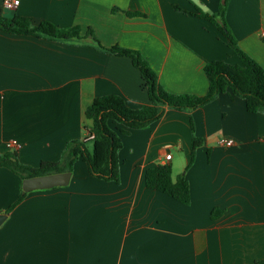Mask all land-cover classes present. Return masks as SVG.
Wrapping results in <instances>:
<instances>
[{
    "label": "crops",
    "instance_id": "0c3cea01",
    "mask_svg": "<svg viewBox=\"0 0 264 264\" xmlns=\"http://www.w3.org/2000/svg\"><path fill=\"white\" fill-rule=\"evenodd\" d=\"M173 4L212 13L219 0H20L14 9L0 0V14L79 25L81 35L89 26L102 46L138 50L165 90L201 95L206 61L240 59L213 23ZM225 21L238 46L264 67V0H227ZM91 44L89 37L0 30V153L15 150L33 166L56 160L68 140L90 133L85 109L95 96L119 94L130 107L149 103L131 59ZM190 119L201 143L185 169ZM119 159L118 182L90 175L79 159L66 185L26 191L8 212L22 179L0 166L6 214L0 264H253L264 258V111H247L243 98L227 92L193 109L166 108L122 136ZM157 162L171 165L173 179L184 172L188 203L145 186V169ZM213 208L222 210L216 218Z\"/></svg>",
    "mask_w": 264,
    "mask_h": 264
},
{
    "label": "trees",
    "instance_id": "16d2710c",
    "mask_svg": "<svg viewBox=\"0 0 264 264\" xmlns=\"http://www.w3.org/2000/svg\"><path fill=\"white\" fill-rule=\"evenodd\" d=\"M227 0H219L217 10L208 13L195 6L193 11L177 4L173 7L185 13L208 19L222 33L231 50L237 54L240 63H228L222 59L208 60L203 65L208 86L204 94L172 93L165 90L157 79V75L141 53L132 48L119 45L102 46L87 27L81 35V27L72 25L60 27L47 20L34 23L30 18L13 13L11 17L0 14V30L15 34H29L48 39L72 40L89 37L95 48L112 54L128 56L132 64L139 70L142 85L146 88L149 103L138 107H130L125 99L115 93L97 95L85 109V116L92 121L90 133L92 146L88 148L85 141L70 139L65 143L60 156L56 160H42L33 166L18 160L15 150L0 153V166L10 169L22 179L27 176L72 171L74 163L81 159L88 173L103 180L119 181V149L122 147V136L131 130L145 127L159 119L166 108L177 110L193 109L212 100L217 94L227 92L231 96L243 98L249 112L264 111V67L253 57L242 50L235 36L225 21ZM129 15H144L140 11H127ZM111 123H115L112 126ZM191 148L190 160L185 169L193 161L195 150L201 143V138L194 135L193 121L190 119ZM144 183L149 189L158 190L174 199L188 203L190 200L189 184L184 172L172 178L171 165L167 162H157L148 166L144 172ZM21 191L17 199L5 210L10 211L24 196ZM222 213L219 208H213L211 217L216 218ZM253 264H264V258Z\"/></svg>",
    "mask_w": 264,
    "mask_h": 264
},
{
    "label": "water",
    "instance_id": "95a60500",
    "mask_svg": "<svg viewBox=\"0 0 264 264\" xmlns=\"http://www.w3.org/2000/svg\"><path fill=\"white\" fill-rule=\"evenodd\" d=\"M71 171H59L42 173L22 178V190L29 191L39 188H50L53 186L66 185L69 181ZM6 214L0 212V223L4 220Z\"/></svg>",
    "mask_w": 264,
    "mask_h": 264
},
{
    "label": "built area",
    "instance_id": "2783aa9c",
    "mask_svg": "<svg viewBox=\"0 0 264 264\" xmlns=\"http://www.w3.org/2000/svg\"><path fill=\"white\" fill-rule=\"evenodd\" d=\"M19 1L20 0H2V5H3L4 8L14 9V8H16L18 6ZM262 35L264 36V32H262ZM89 139H92V134L91 133H89L87 136H85L83 138L84 141H87ZM223 142L226 145H231V144H233L234 140L232 138H227V139L223 140ZM9 145L12 146V147H16L17 146L15 140H12L9 143ZM170 156H171L170 153H167V154H165L164 159H169Z\"/></svg>",
    "mask_w": 264,
    "mask_h": 264
},
{
    "label": "rangeland",
    "instance_id": "374dc122",
    "mask_svg": "<svg viewBox=\"0 0 264 264\" xmlns=\"http://www.w3.org/2000/svg\"><path fill=\"white\" fill-rule=\"evenodd\" d=\"M7 12H9V10L7 11ZM9 14H10V12H9ZM86 143V146H90V141H88V142H85ZM172 151H174V150H172ZM82 165H83V163L82 162H80ZM181 173V172H180Z\"/></svg>",
    "mask_w": 264,
    "mask_h": 264
}]
</instances>
